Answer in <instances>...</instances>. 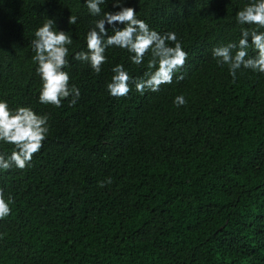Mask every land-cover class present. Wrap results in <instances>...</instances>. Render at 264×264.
Listing matches in <instances>:
<instances>
[{"label": "trees", "instance_id": "1", "mask_svg": "<svg viewBox=\"0 0 264 264\" xmlns=\"http://www.w3.org/2000/svg\"><path fill=\"white\" fill-rule=\"evenodd\" d=\"M114 2L102 12L118 11ZM122 2L188 53L157 92L106 89L115 65L142 78L150 56L136 65L110 47L99 74L73 59L100 18L85 0H0V100L46 115L50 129L27 168L0 171L14 199L0 220V264H264V74L241 69L233 82L212 56L255 27L235 20L249 0ZM48 18L73 41L64 70L80 91L74 105L38 100L31 41ZM178 95L186 105L173 104Z\"/></svg>", "mask_w": 264, "mask_h": 264}, {"label": "clouds", "instance_id": "2", "mask_svg": "<svg viewBox=\"0 0 264 264\" xmlns=\"http://www.w3.org/2000/svg\"><path fill=\"white\" fill-rule=\"evenodd\" d=\"M104 3L105 0H85L89 13L100 18L93 22L94 27L86 33V51H77L73 59L87 63L94 73L99 74L107 62L105 52L110 47L126 50L131 62L136 65L143 64L145 56H150L148 70L142 78L130 77L121 64L111 69L113 75L106 89L114 98L126 97L133 85L137 92L144 94L146 91L157 92L162 85L171 84L174 75L184 67L188 58L176 34H160L150 29L144 20L137 18L135 8L124 6L122 0L113 3V8H118V11L102 12L101 5ZM235 20L240 25L255 27L251 30L242 28L238 43L230 42L212 49L213 58L220 66L228 67L233 82L241 69L264 74V31H261L264 29V0H249L237 11ZM76 22V16L68 18L70 25ZM106 24L111 26L112 35L108 34ZM117 24L123 27H117ZM34 37L31 41L35 53L32 60L37 65L36 74L41 80L39 102L59 108L62 101L71 96L70 104L74 105L80 91L75 85L70 86L71 77L64 70L69 66L68 46L73 43L71 36L68 32L57 30L55 20L48 18L35 30ZM249 48L255 55H249ZM177 79H183V76ZM173 104L181 107L187 104V100L183 95H178ZM47 121L46 115H38L30 107L10 109L7 101L0 100V142L13 146L10 155L0 153V171L12 168L24 170L30 165L49 134ZM111 182V178L106 181L108 184ZM99 186L104 187L105 182H100ZM12 203L14 199L9 196L6 200L3 189H0V220L11 215Z\"/></svg>", "mask_w": 264, "mask_h": 264}]
</instances>
